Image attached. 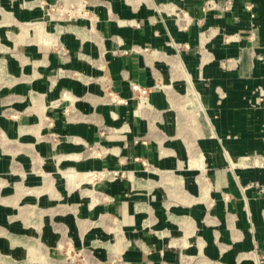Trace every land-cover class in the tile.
<instances>
[{"label":"crops","instance_id":"obj_1","mask_svg":"<svg viewBox=\"0 0 264 264\" xmlns=\"http://www.w3.org/2000/svg\"><path fill=\"white\" fill-rule=\"evenodd\" d=\"M70 2L0 0V107L25 105L36 132L59 138L12 145L0 184L29 172L24 150L48 171L119 175L84 188L14 176L0 219L22 231L37 203L58 215L45 231L93 245L96 264H264V0H89L86 18L63 23L51 7ZM99 80L125 102H106ZM157 80L185 96L190 122L157 91L163 110L137 112L131 85Z\"/></svg>","mask_w":264,"mask_h":264},{"label":"rangeland","instance_id":"obj_2","mask_svg":"<svg viewBox=\"0 0 264 264\" xmlns=\"http://www.w3.org/2000/svg\"><path fill=\"white\" fill-rule=\"evenodd\" d=\"M68 9L69 8H67V11ZM63 17V23H73L78 19V17L70 18L65 15H63ZM7 24H9V22L5 20L0 22V75H6L9 72L7 58L10 56V51L4 46L5 41L1 35V30L6 29ZM58 40L59 39H57V41ZM91 81H94V78L90 77L89 82ZM99 84L104 88V100L107 102L109 100L107 84L101 83L100 80ZM152 91L153 93L157 91L160 93V96H165L164 103L167 105V108H171V110L175 111L173 104L178 105L180 110L177 112H183L185 116L183 119L178 117L179 123H182L181 120H183L185 124L190 122V119L186 118L187 112L184 110L187 108V100H185V96H180L179 99L176 100V97H174V93L176 92L174 87L170 84V80H168V82L157 80L154 88L148 89V108L146 109L161 112L163 109L157 108L154 101H152V99L150 100L149 96ZM171 97L174 98L173 103L171 102ZM139 103L140 101L138 100L137 106ZM25 108V105L11 107L9 103L8 105L3 104L0 107V160L3 157L11 158L12 145L41 144L49 140H59L56 135L36 132L34 126L27 122ZM146 109L142 110L144 111ZM40 125L43 127L45 122L43 120L40 121ZM40 125H37V127H40ZM186 126L184 125L182 127L185 128ZM187 135L190 134L187 132H178L179 138L185 139ZM195 136L197 135L195 134ZM52 145L56 147L58 144ZM98 150L99 149L94 146L89 147L86 155L90 156V154H95ZM16 153L17 152H15V154ZM19 156H26L34 163L30 166L29 172L23 167L15 168V171L11 168L8 169L6 173L3 174V178L1 177L3 182L0 184V197L10 193V190H12L15 184V179H13L14 176H16V179L17 177L20 179L26 178L27 174H34L36 178L40 179H43L44 176L49 178H60L65 184L68 185L72 183L73 187L77 184L79 188H84L94 180V178L98 179L101 177L97 171L76 172L73 169H65L60 166L48 171L49 168H45V166L42 165L44 159H42L43 155H41L39 151H35L32 156L31 152H26L24 150L19 152ZM104 174L107 175V172H104ZM22 202L23 200L20 202L21 205ZM67 206L72 207L70 205ZM36 209L38 211L32 215L33 219L28 224L23 223L26 227H24L25 229L22 231L17 230L14 226L13 214L8 213L7 216H4L3 221L0 219V264H96L98 262L93 254L96 249L92 247L93 245H86L84 242L80 244V242H77L68 234L64 235L63 233L58 240L54 238V235L46 232L45 227L48 222L51 223L52 227L54 226V228L57 229L55 224H57L58 215L53 212L52 215L48 214V212H46L47 210H44L37 203ZM72 209H74V207H72ZM25 215H27V212ZM58 231L59 230H55L54 234H59L60 232L58 233Z\"/></svg>","mask_w":264,"mask_h":264},{"label":"built area","instance_id":"obj_3","mask_svg":"<svg viewBox=\"0 0 264 264\" xmlns=\"http://www.w3.org/2000/svg\"><path fill=\"white\" fill-rule=\"evenodd\" d=\"M67 0H64V2H66ZM68 4V3H67ZM229 4H231V0H227L226 2V7L229 6ZM89 0H72V2H70L66 7L69 8L68 11L65 8V6L63 5H55L51 7V11L53 13H60V15L63 17V15L65 16H69L70 18H80V17H85L88 13H89ZM131 89L132 91L135 93V100L140 101V103H148V89L144 88L142 86H139L137 84H132L131 85ZM109 101L111 103L114 104H121L124 103L125 100L122 99L118 94H116L115 92H109ZM139 103V104H140ZM148 108L145 107L144 109ZM248 160H250L251 158H247ZM253 160H255L253 158ZM105 173L107 172L108 175H119L118 172H108V171H104ZM104 172H99V174L101 176L105 175Z\"/></svg>","mask_w":264,"mask_h":264},{"label":"bare ground","instance_id":"obj_4","mask_svg":"<svg viewBox=\"0 0 264 264\" xmlns=\"http://www.w3.org/2000/svg\"><path fill=\"white\" fill-rule=\"evenodd\" d=\"M148 106V103H140L138 106H137V112H140L142 109H144L145 107Z\"/></svg>","mask_w":264,"mask_h":264}]
</instances>
